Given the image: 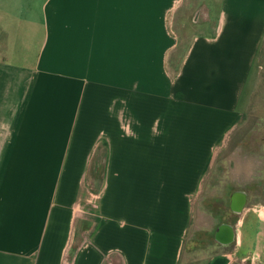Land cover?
Segmentation results:
<instances>
[{
  "label": "crops",
  "instance_id": "1",
  "mask_svg": "<svg viewBox=\"0 0 264 264\" xmlns=\"http://www.w3.org/2000/svg\"><path fill=\"white\" fill-rule=\"evenodd\" d=\"M263 44L264 0H0V264H264L263 202L199 210Z\"/></svg>",
  "mask_w": 264,
  "mask_h": 264
},
{
  "label": "rangeland",
  "instance_id": "2",
  "mask_svg": "<svg viewBox=\"0 0 264 264\" xmlns=\"http://www.w3.org/2000/svg\"><path fill=\"white\" fill-rule=\"evenodd\" d=\"M179 32L182 37L184 35L188 37L191 31ZM261 54L264 55V44ZM261 63L264 67V59ZM260 95L262 101L264 75ZM248 161L251 167L250 174H245L246 180L243 181L241 170L243 165L248 166ZM233 190L242 191L249 203L264 204V105H254L246 118L235 128L230 140L225 141L221 147L213 168L204 182L203 193L199 199V210L202 215L207 219L214 218L218 223L231 221L235 215L232 216L230 203L227 201ZM225 193H228V199L225 198ZM216 194L219 196H215ZM200 229V235L192 236L196 243L194 248L196 252L207 249L213 244L212 232L205 229V226Z\"/></svg>",
  "mask_w": 264,
  "mask_h": 264
},
{
  "label": "flooded vegetation",
  "instance_id": "3",
  "mask_svg": "<svg viewBox=\"0 0 264 264\" xmlns=\"http://www.w3.org/2000/svg\"><path fill=\"white\" fill-rule=\"evenodd\" d=\"M229 228H231L229 225L223 224V226L219 227L218 234L221 237H226L229 232Z\"/></svg>",
  "mask_w": 264,
  "mask_h": 264
},
{
  "label": "water",
  "instance_id": "4",
  "mask_svg": "<svg viewBox=\"0 0 264 264\" xmlns=\"http://www.w3.org/2000/svg\"><path fill=\"white\" fill-rule=\"evenodd\" d=\"M239 204H241V203L238 202V205H239Z\"/></svg>",
  "mask_w": 264,
  "mask_h": 264
}]
</instances>
